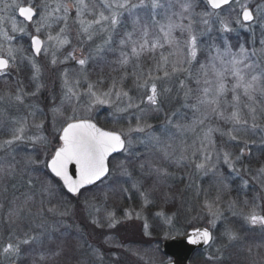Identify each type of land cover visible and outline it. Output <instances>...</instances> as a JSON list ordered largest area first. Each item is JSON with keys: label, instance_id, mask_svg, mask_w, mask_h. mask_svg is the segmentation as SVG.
Instances as JSON below:
<instances>
[{"label": "snow or ice", "instance_id": "1", "mask_svg": "<svg viewBox=\"0 0 264 264\" xmlns=\"http://www.w3.org/2000/svg\"><path fill=\"white\" fill-rule=\"evenodd\" d=\"M250 3L251 0H28L23 5L19 0H0V24L11 21L12 33L31 37V55H26L23 47L12 44L16 36L0 27L5 41L0 43V77L6 79L12 71L25 67L32 85L29 89L17 80L15 88L7 85L0 92V105L24 109L26 113L13 118L8 108L0 112V127L5 122L10 125L9 136L0 142V183L12 182L13 188L23 189L9 202V231L6 236L0 233V257L16 264L23 255L45 245L50 246L47 253L37 252L42 264L67 256L73 249L67 240L71 235L67 229L72 226L66 220L73 212L63 190L83 195L82 189L99 187L97 182L104 184L117 174L131 180V188L143 201L141 212L125 211L123 219H144L147 233L149 225L143 207L155 204L157 195L165 204L175 199L167 183L173 175L169 170L173 165H191L198 173L218 177L216 194H203L194 217L204 225L192 229L188 243L207 245L211 251L207 256L209 264H220L230 248L252 256L253 246L244 247L241 229L228 221L221 209L223 196L230 188L220 168L226 165L241 177L245 187L248 185L244 174L250 172L242 167L249 143L245 136L260 128L257 121L264 119V67L250 63L243 46L234 52L228 41V34L238 29H251L256 23L264 27V6L250 7ZM8 9L18 11L24 21L31 22L35 34L29 33L26 26L18 27L14 17L3 15ZM137 10H148V18L141 17ZM158 14L163 22L157 19ZM129 18L131 30L127 29ZM214 30L222 37V47L215 43L203 47V37ZM117 34L120 39L118 47H114ZM106 52L116 54L108 62L109 75L105 77L101 70L92 79L89 68L93 62L104 60ZM39 57H44L49 67L69 62L78 66L61 70L59 103L51 98L48 111L52 123H60L55 145L45 133V122L36 120L43 109L33 101L47 88L43 79L45 64ZM112 72L119 75L112 76ZM129 79L136 89L135 96L124 86ZM173 96L182 98L181 107L191 112V118L179 110L164 111ZM104 106L117 123L123 114H131L132 119L124 117L126 129H105L94 122V112ZM154 113L165 116L159 133L148 122ZM136 134H142L139 143L145 145L146 154L130 151ZM230 142L243 145L238 154L231 150ZM25 143L38 151L17 159V147ZM114 153L128 155L113 164ZM133 155L137 156L135 161L131 159ZM133 169H138L139 177L133 175ZM49 172L62 183H55ZM251 178L264 187V165ZM149 180L151 185L145 187ZM116 183L112 181L101 190L99 202L95 194L85 199L93 225L114 228L121 223L109 201L122 198L129 188L124 183L117 188ZM200 195L197 190L195 196ZM245 207L246 212L237 211V201L228 202L232 216H241L247 224L264 229V207L247 201ZM155 215L170 225L175 214L170 216L161 208ZM218 224H222L219 232ZM85 243L78 242L75 251ZM23 246H28L27 251ZM261 246L264 245L256 247ZM89 257L102 260L98 250L92 249L74 264H91ZM251 264H256L254 258Z\"/></svg>", "mask_w": 264, "mask_h": 264}, {"label": "rangeland", "instance_id": "2", "mask_svg": "<svg viewBox=\"0 0 264 264\" xmlns=\"http://www.w3.org/2000/svg\"><path fill=\"white\" fill-rule=\"evenodd\" d=\"M6 2L11 3V0H6ZM19 2L23 5H26L28 0H19ZM97 2H99V0H97ZM257 4L264 6V0H251L250 7H254ZM2 6L3 5H0V7ZM137 11L138 13L141 12V10ZM157 13H160V10H157ZM3 15H5L6 17H14L18 27L26 26L29 33L35 34L34 26L32 25V23L24 21V19L19 16L18 11L8 9V11L6 13H3ZM72 15H75L74 9ZM257 15H259V13H257ZM140 16L147 19L148 12L146 10H143ZM158 16L161 15L158 14L157 17ZM161 22H163L162 19ZM69 24L73 26V29H75V25H73L71 19H69ZM0 27L7 28L10 35L16 36V39L12 41V44L14 46L23 47L26 50L25 54L31 55L30 35L19 32L12 33L11 21L0 24ZM55 30L56 29L54 27L52 29L53 33H55ZM236 32L238 34H249L250 46H247L245 43H243V47L247 49L248 55L250 57L249 62L258 63L261 64L262 67H264V52H262V49H264V44L261 43V41L264 40V27H261L259 23H256L253 24L251 29H238ZM216 34L217 33L214 30L213 33L205 37H211V41L213 42ZM41 38H45L43 34H41ZM119 39V34L114 35V47H118ZM4 42L5 41L3 36L0 35V43ZM100 42V40L96 41V43ZM85 51H87V46H85ZM233 51L238 52L239 49H235ZM115 55V53L106 52L104 60H110L113 57L115 58ZM38 59L42 60L45 64L43 79L47 83V88L41 92L38 100L33 101V103L38 104L39 107L43 109V114H38L36 120L37 122L41 120L45 122V133L52 141V144L55 145L56 143H58V141L56 140V136L58 134L57 129L60 127V123H52L51 113L48 111L49 107L52 104L51 98L55 97L56 102L59 103V76L61 70L65 67L76 69L78 68V66L73 62H69V64L67 65L49 67L44 57H39ZM99 63L101 65L103 63V60L93 62V64L89 68L92 79H95L97 75H100L101 73V70H99L96 66ZM101 69L103 72L104 67L101 66ZM93 74H96V76H93ZM28 77L29 71L25 67H21V70L18 72L12 71L9 77L6 79L0 77V92H2L7 85H11L13 88H15V82L17 80L23 81L24 85L30 89L32 85L29 83ZM4 108L9 109L8 115L13 118L26 114L24 109L17 110L11 108V106L9 105H0V112H2ZM184 113H187L189 118H191V112L188 109ZM126 114L127 113L123 114V116H125ZM98 117H104L105 121H110L116 128L122 126L120 122L117 123L114 120L113 116L111 115V110L106 106L98 108L94 112L92 119L94 120V118ZM127 117L130 119L131 116L129 117L127 115ZM2 119L3 117H0V120ZM257 122L261 125V127L256 129L255 131H249L247 134L253 133L254 136H258V140L261 141L262 147L264 148V119H258ZM9 127L10 125L7 122H5L2 127H0V142H2L3 139H6L9 136ZM32 131L35 130L32 129ZM142 138V134H136L132 149H130L131 152L146 154L147 150L145 148V145L139 143V140ZM191 139V134H189V142H191ZM37 151L38 150L34 149L30 143L19 145L17 147V152L19 153L17 159H20V157L25 153H36ZM235 153L238 154L239 152L235 150ZM127 155L128 153H122L120 156H115V160L111 159L112 163H118ZM131 159L135 161L137 159V156L133 155ZM220 168L223 172L224 179L229 186L232 179L238 178V187L240 190H242V199L237 201V211H240L241 209H243L245 212L247 211V208L245 207V201H247L248 204L255 203L257 205H260L261 207H264V187H262L257 181H254L251 178L252 175H255L256 171L252 173L249 169L245 168L250 172V174H244V179L248 180V185L245 187L243 185L241 177L235 175V173H233L230 168H228L226 165H220ZM169 170L173 173V175L167 181L168 185L170 186L169 191L175 197L172 202L178 201L179 209H177L178 211L167 209L166 205L170 206L172 202L165 204L157 195L155 204H150L146 207H143V216L147 218V223L149 225L147 233L144 229V219H136L135 216L130 220L123 219L125 211L141 212L143 206L141 196L134 188H131L132 182L127 177H121L117 174L112 178V180L106 181L104 184L99 183V187L94 186L90 188L93 191H89L88 189L82 191L83 195H79L78 198H75L64 189V198L71 206V211L73 212V215L66 220V223L72 226L70 229H67V231L71 233V235L67 237V240L73 251L70 252L67 256L59 258L58 262L52 261L51 259L49 260V262H51V264H74L77 259L83 258L92 249L98 250V252L102 255V260H96L95 258L89 257V259L91 260V264H166L167 262H169L171 259L162 251L163 241L173 236H183L190 229L204 225V221L194 218L198 212L200 205L198 198L195 196V193L197 192V190H199L201 194L206 193L202 191V186L204 180L206 178H209V176L210 178L212 177L213 179H218V177L213 175L212 173H209L208 175L198 173L191 165L180 167L173 165ZM48 174L55 183H61L59 179L55 178L50 172ZM133 175L139 177L138 169H133ZM112 181H117V183L115 184L117 188H119V185L121 183H124L125 187L129 188V192L118 200L109 201V207L116 210L117 216L121 218V223L117 224L114 228H101L92 224L90 210L85 207L84 201L86 198L95 194L98 198L97 202H99L101 190H105L106 185L108 183H112ZM125 181H127V183H125ZM150 185V180L145 181V187H149ZM4 187H7L8 189L6 192L3 191ZM11 190H13L14 192L12 193ZM16 192L19 191L12 187V182H7L6 184L0 183V204L4 205V208L0 209V233H3L2 231H9L6 213L8 207L10 206L9 202L14 196H18ZM232 197L233 196H231L230 198L232 199ZM161 208H163L170 216H172L173 213L175 214L170 225L163 223V221L155 215V213L161 210ZM221 209L224 212V216L227 220L233 218L235 219V221H240L243 223V225L245 226V231L241 232L244 235V247L246 248L247 246H253V254L250 257L246 251H241L239 248H230L227 252H225L224 258L222 261H220V264H251L253 258L255 259L256 264H264V246L256 247L258 245H264V229L260 228L259 226L253 227L247 224L241 216H232L231 212L228 210V202L226 203V205L221 206ZM24 223H27V221H25ZM221 230L222 224H218L217 232ZM62 231H64V229H62ZM7 233L8 232L3 234L6 236ZM78 242L86 243L84 244V247L79 251H75V246ZM33 247L35 248L36 246ZM48 247L50 246L45 245L44 248L47 249L44 251L45 253H47L49 249ZM23 248L25 251H27V246H23ZM44 248L36 249V251H33L30 255H23L16 263L40 264L37 260V252L44 250ZM203 250H206V252L203 254V257L206 260L205 262L209 264L207 256L211 254V251L208 249V247ZM141 256L144 258L141 259ZM192 262L204 264L202 260L196 261L193 259ZM0 264H11V261L0 257Z\"/></svg>", "mask_w": 264, "mask_h": 264}, {"label": "trees", "instance_id": "3", "mask_svg": "<svg viewBox=\"0 0 264 264\" xmlns=\"http://www.w3.org/2000/svg\"><path fill=\"white\" fill-rule=\"evenodd\" d=\"M142 11L143 10H141L139 15L142 13ZM146 11L148 12V10H146ZM148 15H149V12H148ZM158 18H161V16H158L157 19ZM129 19H128L127 28L130 30L131 29L130 28L131 25H130V20ZM121 32H123V30H121ZM221 40H222V37L218 33L215 35V39H214L213 42L211 41V37H209V38L204 37V43H203L202 46L203 47H207L208 45L215 43L217 45H221V47H222ZM228 41L231 44L233 50L239 49L240 46H243V43H245L247 46H250V36H249L248 33L238 34L235 31L233 33L228 34ZM113 59H114V57L112 59H110V60L109 59L103 60V63L101 65H100V63L96 65L99 70H102L101 66L104 67L102 73H103V75L105 77H107L109 75V71H110L108 62L113 60ZM111 75L112 76H118L119 73L112 72ZM93 76H96V74H93ZM28 79H29V77H28ZM124 86H125L126 89L131 90L130 91V95H133V96L136 95V89L133 87L131 79L125 81V85ZM181 105H182V98L173 96V98L170 100V102L165 104L164 111L165 112H170L172 110H179L180 112H186L187 109L182 108ZM127 115L129 117L131 116V114L127 113L125 116H122L121 120H120V123L122 124L121 127H124L125 129L127 127V121H125L124 117H127ZM127 119H129V118L127 117ZM130 119H132V116L130 117ZM94 120L100 126H102L103 128H106V129H114V128H116L110 121H105L104 117L94 118ZM164 120H165V116L163 114L154 113V114H152L149 117L148 122L151 123L154 126V129H155L156 132H160V130H161L163 124H164ZM251 134H247L245 136V139H248L249 143H248L247 148L244 150L245 153H247V154L244 155L243 162H242V167L244 169L245 168L249 169L253 173V172L256 171V169H258L262 165H264V148L262 147L261 141L258 140L259 137L258 136H254L253 133H251ZM230 147H231V150L233 152H235V150L240 152V150L243 147V145H238L237 146V145L234 144V142H230ZM120 155L121 154H119L117 156H120ZM238 184H239L238 183V178L231 180V184L229 186L230 190L227 193L224 194V196H223V204H221V206L226 205V203L229 202L230 200L233 201V199H234L235 201H239V200L242 199V190L239 189ZM217 187H218V179H216V178L213 179L212 177L210 178V176H209V178H206L204 180V182H203L202 191L214 196L216 194ZM22 190L23 189H20V190H18L19 192H16V193L18 195H20V191H22ZM11 192L13 193L14 191L11 190ZM231 196H233L234 198L232 197V199H231L230 198ZM203 198H204V196H203V193H202L200 195V197L198 198L199 203L202 202ZM178 206H179L178 201H174V202H172V204L170 206L166 205V208L169 209V210H177V209H179ZM228 221H231L236 227L240 228L241 231H245V229H244L245 226L243 225L242 222L235 221V219H233V218L228 219ZM2 232L6 233L8 231H2ZM45 250H47V249L44 248V250H41V251H45ZM205 252H206V250H198L193 255V259L196 260V261L197 260H202V262L204 264H208V263L205 262L206 260L203 257V254ZM37 260L39 261L40 264H42V262L39 260L38 257H37ZM47 264H51V262L48 261Z\"/></svg>", "mask_w": 264, "mask_h": 264}, {"label": "water", "instance_id": "4", "mask_svg": "<svg viewBox=\"0 0 264 264\" xmlns=\"http://www.w3.org/2000/svg\"><path fill=\"white\" fill-rule=\"evenodd\" d=\"M28 23H31V22H28ZM117 154H120V153H114L113 155H117ZM56 178H58V177H56ZM73 178L75 179L76 177L74 176ZM70 194H72V193H70ZM72 195L76 196L74 194H72ZM192 229H190L183 236H173V237L167 238L166 240L163 241L162 251L167 256H169L171 258V261H169L167 264H199V263L191 262L192 256L197 250L205 249L208 246L203 245V244L202 245H191L188 243L187 236H188V234H190L192 232Z\"/></svg>", "mask_w": 264, "mask_h": 264}]
</instances>
